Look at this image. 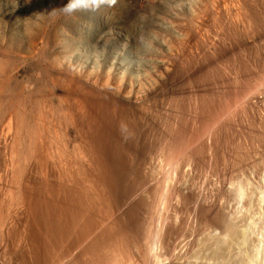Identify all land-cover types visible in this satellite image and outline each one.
I'll return each mask as SVG.
<instances>
[{
	"label": "bare ground",
	"instance_id": "6f19581e",
	"mask_svg": "<svg viewBox=\"0 0 264 264\" xmlns=\"http://www.w3.org/2000/svg\"><path fill=\"white\" fill-rule=\"evenodd\" d=\"M228 1H225L226 3L219 2L215 6L216 9L208 10L209 14H212L218 21L211 19L212 25L215 24L213 22H216L218 28V23L220 28L227 31V36L229 34L231 38L233 36V43H228V41H232L231 38L228 40L229 38L226 37L228 41L225 40V42L229 45L225 47L226 44L224 46L222 44L224 50H220L215 44L216 54L214 56L217 59H222L229 54L234 55L235 53L236 55L238 48L248 47L251 37L249 39L246 36H250L248 33L251 32L247 30L245 36L241 28L249 25L245 28L250 27L248 29H251L252 26L259 23L253 0V2L236 0L235 3V0ZM204 16L206 15L204 14ZM240 17L241 21H236ZM206 21L210 25V21L208 19ZM207 23L203 22L206 24L205 26ZM244 24L247 25L244 26ZM259 24L257 26L260 27ZM211 27L209 26L210 29ZM214 28L215 25L212 29ZM255 28L261 34L260 28L254 27L253 30ZM203 31L202 33L206 35L208 34L206 32L210 30L207 31L206 28ZM213 32H218V30L215 28ZM196 34L187 35L186 43L193 44L194 47L199 43V40L202 42L200 36ZM224 34L223 36H225ZM219 36H221V40L224 39L221 34ZM206 39L205 41H207ZM205 43L207 44V42H203V46ZM211 47L205 48V52H212L213 48ZM195 48L198 47L195 46ZM208 48L211 50L207 51ZM203 52L204 49L201 52V59L205 55L204 61H199L201 63L198 62V65L192 64V67L189 63L191 68L186 66L187 69L190 68V76H192H188V79L194 76L198 78L200 69L212 65V58L208 61L205 60V57H208L206 55L211 53L203 55ZM194 53L192 55L188 49L183 54L190 61H194L198 57V52L196 56ZM230 59L232 60V57ZM187 63L186 65H188ZM168 67L161 69V72L158 70L159 73L155 77L156 84L150 83L153 85L142 89L144 91L140 92L141 94L137 93V90H135L136 92H131L132 90L125 92V89L122 90L119 84V87L114 84L94 85L85 79L82 80V78L74 76V74H69L68 77L61 70L65 74L60 72H55V74L58 75V82H66V87L58 88L57 93L37 97L39 98L38 102L35 106H31L32 108L28 109L24 100L19 96L12 98L11 108L6 117L8 119V121L6 120L7 126L3 123L5 129L0 132V239L4 244L3 248L0 247V259L2 260H0V264L2 262L3 264H264V89L261 86V93L255 91L256 87L259 88V86L255 87L257 81L254 84L253 78L247 80L248 77H245L248 75L247 73L246 75L243 73L244 81H242V76L238 75L242 79L240 80L233 75L234 78L231 79L241 82L230 80V84L227 83V85L228 80L225 78L227 74L223 71L226 76L221 75L222 72L220 76L225 79L218 76L213 79L214 82L210 83L209 88L205 85L203 87V84L201 86V83L197 84L199 79L194 78L197 80L195 82H193L194 79L192 82L188 80L190 83H194V93L203 94L200 96L205 100V103L207 100L203 96L209 91L211 94L213 93L212 95L209 93L212 102L207 103L216 102V104L220 103L221 99L224 100L229 93L228 102H226L227 100L223 102L232 103V107L222 105L223 102H221L214 111L222 106L229 107L230 109L228 108L226 111L231 120L227 119L228 116L225 118L227 121H232V124L229 123V129H225L227 125L224 127L225 130H228L227 133L221 123L216 127L213 126L214 123L212 124V121L215 122L214 118L212 121L210 120L211 116L220 114L216 111L214 114L218 115L208 112L207 114L211 115L209 119L202 114L203 118L211 121L213 127H208L210 124L208 125L209 122L207 123L206 120L204 122H206L205 125H208L207 128L202 124L204 122H199L200 125L202 124L201 128H204L202 133V129L198 130L200 127L197 129L202 134V136H198L199 133L197 135L195 133L198 131L194 132V128L196 129L194 126L197 125L194 121L195 125L192 122L190 125L189 122L191 126L189 127L188 124H185L186 121L182 123L183 119H179L181 121L177 122L188 126L185 129L183 125L182 130L185 131L183 133H192V138L191 136L187 138L188 142L185 146H178L175 145L176 140L170 136L175 131L168 132L175 125L170 126L171 128L167 126L176 122L166 125L161 121L167 129L169 127L168 133H164L163 128L161 133H157L160 134L159 136H165L163 138L165 141L167 137L169 144L168 141H164L165 143L160 145V142H154H156V147L157 144L160 146L157 147L160 150L167 143L163 148L165 154L161 150V154L158 156L162 155L163 158L164 155L168 158L165 157L167 163L170 162V167L174 166L171 167L174 177L170 170L171 174L167 173L169 177L173 178L170 182L172 178H168L162 173L165 179L166 177L169 179L167 184H171L165 187L166 182L165 184L163 182L166 180L161 179L162 185L160 184L159 187L156 184L157 187H154L155 182L148 180L154 181L155 178L151 176L152 173L145 172L147 166L144 168L143 163L147 156L145 149L150 147L149 144V147L146 146L147 140H154L152 139L153 130L157 131L161 122L160 120V123L158 122V118L152 117L150 112L149 115L145 113L144 105H147L146 102L151 99L155 100L159 94L161 96L168 94L167 96H169V91H176V94H182L180 96H184L183 98L191 93L186 87L187 83L185 82L184 85L182 81L181 72L179 71L177 74L173 72L174 75L170 70L171 67ZM182 67L184 66L181 63ZM187 69L185 68V70ZM188 70L187 72H189ZM250 73L253 74V72ZM100 76L102 77V74ZM230 77L229 75L228 79ZM86 80L89 79L86 78ZM245 81L249 82L245 83ZM259 81L258 85H260ZM190 83L188 86H192ZM215 83L226 84L233 90L226 88L225 90L228 92H224L223 88L217 87ZM124 84L122 85L124 86ZM211 84L217 88L215 87L214 90L212 88L214 86ZM140 85H142L141 82ZM224 85L222 86L224 87ZM3 86L4 82L1 80L0 96ZM163 86H167V89H164ZM85 91L94 94L86 96ZM218 91L224 92L219 94L220 97L224 94L220 100ZM194 93L192 90V95ZM95 95L102 96L100 98H103L104 105ZM192 95L190 97L195 96V99H198L196 94ZM209 95L205 96L209 97ZM198 102L197 105L200 104ZM193 105H196V102ZM212 105L213 108L217 106L215 103ZM222 108V112L225 114L224 118L226 113L225 108ZM205 110L204 113H206ZM117 111H120L119 114L124 117L122 119L125 122L121 118H117ZM197 111L199 113L201 110ZM183 112L190 116L188 109L185 108L184 111L183 108ZM198 113H195V116ZM175 116L172 115L169 118ZM200 116V114L197 116L196 122L199 121L198 117ZM192 118L189 117V119ZM189 119H187V123ZM170 120L174 121L175 118ZM200 120L202 121V119ZM227 121H223V123L227 124ZM129 126L133 127L135 131L140 128V133L132 134L131 132L130 134ZM175 127L179 128V125ZM174 128L172 129L174 130ZM173 134L175 137V133ZM194 135L197 140L189 141L190 138L194 139ZM225 136L230 143L227 142L228 140L226 141L227 138L224 139ZM172 140L175 141L172 142ZM197 144L201 150L195 148ZM192 146L199 152H204L205 159H203L208 164L207 171L209 169V173L205 172V174H208L209 186L206 187V191H204L203 185L207 186V183L201 182L202 185L199 184L201 187L198 186L194 190L193 187L196 184L193 186L191 182L194 181L193 178L190 181L192 185L190 184L188 187L184 186V181V185L180 186L181 182L178 183L180 180H177L185 174L183 171L187 170L186 165L191 166L192 170L195 168V172L198 167H196L197 163L201 164V160L198 161L199 157H197L201 153L190 151L195 150ZM150 149L149 151H151ZM120 150L121 152H119ZM153 153L150 154L153 156ZM180 154L182 155L179 156ZM151 155L149 156L151 157ZM157 157H153V159L156 160ZM201 157L202 155L200 159ZM153 159L154 162L159 160ZM220 159H222V163ZM146 160L149 159L146 158ZM154 162L153 164H155ZM153 167L149 170L156 172V170L153 171ZM170 167L166 169L169 170ZM204 167L201 164V169ZM159 168L162 169L160 166ZM192 170L188 173H193ZM205 170L206 168H204ZM188 173L186 171V174ZM196 174L198 172H195ZM147 175H149L148 180H146ZM200 175L198 176L200 177ZM188 176H186L187 178L184 176L182 179L184 178L188 182ZM205 176L203 174L204 178Z\"/></svg>",
	"mask_w": 264,
	"mask_h": 264
},
{
	"label": "rangeland",
	"instance_id": "374dc122",
	"mask_svg": "<svg viewBox=\"0 0 264 264\" xmlns=\"http://www.w3.org/2000/svg\"><path fill=\"white\" fill-rule=\"evenodd\" d=\"M222 1H223V3H226L228 0H222ZM222 1L221 0L220 1L219 0H116V3L113 6H108L107 4H103L98 9H95V10L90 5L87 7L86 6H77V8L74 11L69 13V12H66L64 10V7H65V5H68L70 2L74 3L75 0H0V81L3 80V82H4V86L2 87L1 96H0V132L5 129L4 128L5 126H7L6 122L8 121V119L6 117H7L8 111L11 108V100L14 96H19L20 99L24 100L25 104L27 105V108L29 109V108H32L31 106H35L37 104L38 99L41 96H44V95L49 94V93L50 94L57 93L56 90L58 88H60V87L65 88L66 87V82H58L59 78H57L58 75H57V73L55 74V72H60L63 74L66 73V76H68V77H69V74L70 75L74 74V76H76L78 78H82V80L85 79V81H88L94 85L99 84L102 86H107L109 84H114L117 87L120 86V88H122V90L124 88L125 92H130L131 90H132L131 92H136L135 90H137V93L138 92L140 93V92H143L144 90H142V89H146L147 86L149 87L150 85L156 84L155 83L156 75H158V73L161 72L160 71L161 69L169 66L168 68L171 67L170 70H172V73L174 72L177 74L179 71L181 72L182 81H183L184 85H185V82L187 83L186 87L189 88V93L191 91V93H190L191 95H192V90H193V93L195 91L194 83H190L193 81L192 79H194V78L199 79V80L197 81L194 79L193 82L197 81L196 82L197 84L201 83V86L203 84V87L205 85L207 88H209L210 83H212L213 79L220 76L221 72L223 73L221 75H224V77L227 74V76L225 78L228 80V82H226V84L227 83L230 84V82H231L230 80L234 81L235 79H231V78H234V76H235V78L240 79L241 77L238 76V75H240V76H242V79H243V77H244L243 73L245 75L247 73L248 75L245 76L246 78L248 77L247 80H249L250 78L251 79L253 78L252 80H254L253 81L254 84H255V81H257L256 82L257 85H255V87L259 86V88L256 87L255 91H259V93H261L262 89H264V87H263L264 86V83H263L264 82V74H263L264 71H262L264 69V66H263V64H264V54H263L264 53V0H253L254 2L252 0H250L251 2H253L255 4V5H253L254 10L257 13V17H258L259 23H260V24L258 23L260 25V27L257 26L258 24H255L254 27L260 28L259 32H261V34L258 33V30H256V28L253 30V28H254L253 26H252L253 28L251 27V29H248L250 27H248L246 29L245 27H247L249 25L244 24V26L245 25H247V26L242 27L241 31L243 34H245V36L247 34V30H248V32H251V33H252V31H254L253 34L248 33L250 36H248V35L246 36L248 38L251 37V41L249 40V43H250V45L252 43V45L251 46L248 45V47H240L241 50H240V48H238L239 50L238 49L236 50V55H235V53H234V55L229 54L228 56H225L222 59H217L214 56V54H216V51H214V50H216V45H217V48H220V50H224V49H222L224 44H226L225 45V47H226L229 45L228 43H233V41H232L233 36L231 38L229 33H228L229 35L227 36V33H226L227 31L223 30V28H220L219 27L220 25L218 23H217V25H218V28H217L216 22H218V21L216 20V18L212 14H209V12H208V10L216 9L215 6H217V3L222 2ZM235 2H236V0L234 1V3ZM204 14L206 16H204ZM207 14H209V15H207ZM211 15H212V18H211ZM205 18L210 21V25L207 23V21L205 22V20H206ZM211 19H212V21H216L213 23H215L214 25H215V28L218 30V32H215V33L213 32V30L215 28L212 29L214 27V25H212ZM236 21H238V22L241 21V17L239 20H236ZM203 22L207 23L208 27L205 26L206 24H203ZM199 24H201V25L199 26ZM209 26H212L211 27L212 31L209 28ZM200 27L202 28V30ZM206 28H207V31L210 30L209 31L210 33L206 32L208 34L205 35V33H202V32H204L203 30H206ZM244 29H246L245 30L246 32L244 31ZM186 30H188V31H186ZM222 30L224 31L223 33H222ZM187 32H188V34H187ZM236 32L238 33V31H235V33ZM193 33L194 34L197 33L198 36H200V39L202 41V42H200V40H199V43L197 44L198 46L195 44L194 47H193V44H187L186 43L187 35H193ZM218 33H220L222 36L225 33L224 34L225 36H223V38H224L223 40H221L222 38H221V36H219L220 34H218ZM214 34H216L218 36H216ZM211 35H212L213 39L211 38ZM231 35H233V34H231ZM226 37L229 38L228 40H230V38H231L232 42L228 41ZM205 38H207L206 39L207 41H205ZM210 39H212V40H210ZM218 40H220L219 41L220 43L222 41L225 42V40L228 41V43L222 42L220 45ZM203 42H207V44L210 42L211 44L207 45L205 43L206 45L204 44V46H203ZM212 42L213 43L215 42V43L213 44ZM222 44H223V46H222ZM201 45L203 46L202 48L204 49L203 55L205 53L206 54L211 53L210 55L209 54L206 55L208 57H205V60L208 61V59L210 60L212 58L211 59L212 65H208V66L200 69L201 72L198 75V78H197V76L196 77L194 76L193 78L188 79L189 78L188 76H190V68L195 63H196L195 65H198L199 63L202 62L201 60L204 61L203 57L205 55L201 59V56H202L201 52L203 51V49L200 47ZM211 45H212V47H211ZM195 46L198 48L196 49ZM205 46H207L209 48L210 47L213 48V50L208 48L207 51L211 50L212 52L214 51V53L212 54V52H205L206 51L205 48H207ZM249 46H250V48H249ZM184 49L185 50L189 49V51L191 52L192 55H193V52H195L194 53L195 56L198 52L197 55L199 57V54H200V57L199 58L196 57L198 60L195 58L194 61H190L185 56V54H183L185 51ZM198 49H199V51H196ZM244 49H246V50L248 49V50L246 51ZM250 49H251V51H249ZM243 50L246 52H244ZM182 51H183V53H182ZM231 57H232V60L230 59ZM233 57H234V59H233ZM176 59H178V60H176ZM180 59H181V62H180ZM186 59H188V60H186ZM199 61H201V62H199ZM177 62H178V64H177ZM174 63L176 65H178L180 68L179 67L177 68V66ZM181 63H182V66H184L186 69H187V67L191 66L190 68H188L189 70L187 69L189 72H187V70H185L184 67L181 68ZM186 63L188 65H186ZM189 63H190V66H189ZM210 64H211V62H210ZM261 64L263 67L261 66ZM172 65H174V66L172 67ZM255 68H256V70H255ZM61 70L64 71L65 73L62 72ZM158 70H159V72H158ZM223 71H225L226 74ZM246 71H248V72H246ZM249 71L253 72V74H251ZM183 73H186L189 75H186V74L183 75ZM12 74H13V76H12ZM100 74H102V77L100 76ZM108 74H110V75H108ZM249 74H250V76L251 75L252 76L250 77ZM89 75H91V76H89ZM93 75L99 76V77L95 78V76H93ZM229 75L231 76L230 79H228ZM185 76L187 77V79ZM111 77H113V78H111ZM190 77H192V76H190ZM220 77H222V76H220ZM224 77H222V78H224ZM86 78L89 80H86ZM100 79H101V81H100ZM242 79H240V80H242ZM186 80L187 81L189 80L190 82L189 81L188 82L190 83V85L192 84V86H188L189 83ZM240 80H236L234 82L238 81V83H239V82H241ZM252 80H250V81L252 82ZM105 81H106V83H105ZM149 81H152V82H149ZM242 81H244V79ZM258 81H259L260 85H258ZM122 82L125 83L124 86L122 85L123 84ZM140 82L142 83V85H140ZM246 82H249V81H245V83ZM150 83H153V84H150ZM118 84H119V86H118ZM226 84L224 85V84L220 83V84H216V85L219 88L222 87L223 88L222 91L228 92L225 89L226 88L229 89L232 87H229V86L227 87ZM242 84H243V82H242ZM126 85H129V86H126ZM222 85H224V87ZM157 86H158V84H157ZM211 86H214L212 88L215 90L216 86L214 84L213 85L211 84ZM261 86H262V89H261ZM129 88H131V89H129ZM191 88H193V89H191ZM164 89H167V86H165ZM258 89H260V90H258ZM231 90H233V88ZM231 90H229V91H231ZM222 91H218L219 92L218 93L219 100L221 99V97L222 98L224 97V94L221 95V97L219 95V94L224 93ZM87 92L88 91L84 92V94L86 96H92L94 94L91 92L89 94V92L88 93ZM176 93H177L176 91H174V92L169 91V96H167L168 94L162 95V96L159 94V96L157 97L158 99L156 98L157 100L151 99L152 101L149 100L146 102V104L148 105L149 108L147 107V105H144V108H143V109L146 108L144 110L145 113H147L149 115V112H150L152 117H154L156 119L158 118L157 119L158 122L160 120V122L162 121V122L166 123V125L169 123H172V122H176V123H173V125L172 124L167 125L169 127L170 126L172 127L174 125L175 126L179 125V128L174 126L176 129L174 127H172V128H174V130H173L170 127L171 130L168 131L169 127L167 129L166 125L164 126L162 122H161L162 124L159 122L160 124H159L157 131L153 130L152 139H154V140H151L152 144H151V141H148L146 139L147 140L146 146H148V144H149L150 147L148 146L149 148L146 147L147 149H145L146 150L145 152L147 155L145 157V160H146V158L149 160H146V162L144 160L145 164L143 163V165H144V168L147 166L145 169V172H147L148 174L152 173L151 176L155 178L154 181L152 179L148 180L149 175H147L148 178H146V180H148V181H152L153 183L155 182L154 187L156 186V184H158L157 186H159V187H160V184L162 185L161 181L163 179H165L163 177L164 175H166L168 178L174 177V173H173V170L171 168L174 166L171 164L172 166L170 167L169 160H168L169 164L167 163L168 158L165 156L167 158L166 159L164 157V155H163V158L161 157L162 155L160 156L161 158L158 156L159 154H161L160 153L161 150L163 153V148H165V145L167 143L169 144V141H168L169 139L166 137V141H168V142L165 145L163 144L164 146L161 148V150L158 149L160 147L159 145L161 143H165L166 141H165V139L163 140V138H165V136H162V135L159 136L160 134L157 132L161 133V131L164 130L163 131L164 133H168V132L171 133V131H175V132L171 133L172 135H170L176 140V144L175 143L174 144L178 145V146L179 145L185 146L186 142H188L187 138L189 136H191L192 133L191 134L189 133L190 135L184 134L183 132H185V131L182 130L183 125H184V128L186 129L187 125H185V124H188V126L191 127L190 125H192V123L195 122L197 125L194 126V127H196V129L194 128V132H195V130L198 131V130L202 129L201 130V133H202L204 127L201 128V125L202 124L205 125L206 122L207 123L209 122L205 118H203L202 114H204L206 116V118L209 119V116H211V115L207 114L208 112L212 115H215L216 113L221 115V113H223L221 115V117H219L220 115L214 116V117L211 116L210 120L212 121L214 118V121H215V122L212 121V124L214 123L213 126H216V127L220 126V123H221L222 124L221 126L223 127V129L226 125H227V127H225V129H227L229 127L228 126L229 123H230V125L232 124V121H230L231 117L228 116L229 113L227 114V111H226V110H228V108L230 106L232 107V103L231 104L226 103V102H228V94L229 93L226 95L227 97L225 96V98H227V99L224 98L225 101L227 100L225 103L223 102L224 100L221 99V102H223L222 105L225 104V106L228 105L229 107L225 108V106H222V105L221 106L225 108L224 111L226 113V116H224V118L228 116L227 119L230 118V120H228L230 122H228L226 118H225L226 120L223 118V115H225V114H224V112H222L223 111L222 107H220L221 110L218 108L219 111H218V109L215 110L216 113L214 114V112H215L214 109L217 108L221 102L220 103L218 102L217 104H216V102L211 103L212 101H211L210 95L213 94V93L211 94V91L207 92L208 94H205V95H209V93H210L209 97L205 96V95L203 96V98L205 97L207 102L211 101L210 102L211 104L207 103V102L205 103V100L202 99V96H200L203 94L194 93V95L196 94V98H198V99H195V96L192 95V96H194L193 97L194 100H193V98L190 97L191 96L190 94L186 95V98H183L184 96H180L182 94L179 93V95H177ZM95 96L97 98H99L101 100V104L104 105L102 102L103 98L102 99L100 98L102 96L101 95H100V97H99V95H95ZM197 96H199V97H197ZM28 97H31L30 99L32 101ZM37 97H39V98H37ZM160 97H162V98H160ZM190 98H192V99L190 100ZM200 98H201V100H200ZM207 98H209L210 100H208ZM197 100L198 101L200 100V101L198 102ZM155 101H157V102H155ZM158 102H159V104H157ZM189 102H190V104H189ZM195 102H196V105H193V103H195ZM197 102H198V104L199 103L200 104L197 105ZM201 102H203V103L201 104ZM155 103H156V105H155ZM214 103L217 106L214 105L215 107L213 108L212 104H214ZM189 105H191L190 106L191 109H190ZM183 108H184V111H185V108L189 110L190 116H188V113L185 114V112H183ZM207 108H209V109H207ZM210 108H211V111H210ZM149 109H150V111H149ZM205 109H207L209 111H207ZM197 110H199V111L201 110V111L198 113ZM204 110L206 111V113H204ZM190 111H196V112L192 113ZM212 111H213V113H212ZM119 112L120 111H117V115L120 117H118L117 115L116 116H117V118H121V120H123L124 117H122L119 114ZM167 112H169L171 115L169 113H168L169 114L168 115ZM195 113H198V114H196V116H195ZM4 114H6V115H4ZM199 114L202 117L201 116L198 117L199 121L197 120L198 122H196L195 120L197 119V116ZM218 114H216V115H218ZM172 115L173 116L176 115L174 117L175 118L174 121L170 120V119H174V118H169ZM207 115H208V117H207ZM189 117L192 119H189ZM109 118L112 120L111 117H109ZM186 118L189 119L188 123H187ZM215 118H216V120H215ZM179 119H181V120L183 119V120L181 121ZM200 119H202V121ZM190 120H192V121H190ZM205 120H206V122H204ZM177 121H179V122L181 121L182 123L183 122L185 123V121H186V123L182 124V123H179ZM223 121H227V124H225L226 122L223 123ZM189 122L190 123L192 122V123L190 124ZM199 122L200 123L204 122V123H202L200 125ZM210 122L208 123V125L210 124L209 126L207 124L205 125L206 128H207V126L208 127L211 126ZM3 123L5 124V126ZM195 123L193 125H195ZM213 126H211V127H213ZM129 128H130V130H129ZM131 128H133V127H131V126L128 127L130 134H131V132H132V134L133 133L134 134L140 133V128L138 129L139 132H137L138 130L135 131L134 128L133 129H131ZM162 128H163V130H162ZM227 131L228 130H225V132H227ZM173 133H175V137H174ZM195 133H196V135H197V133H199L200 135L198 134V136H202V134L199 131L195 132ZM204 135H205V133H204ZM227 137L229 138L228 135H227ZM227 137L225 136L224 139H226ZM191 138H192V136H191ZM191 138L189 139V141L197 140L195 135L193 137L194 139H191ZM228 138L226 139V141L228 140ZM198 139H200V138L198 137ZM175 140H172V142H174ZM154 141H156L158 143L160 142L159 145L157 144V147L159 146L158 148L156 147V145H155L156 142H154ZM191 142H189V143H191ZM227 142L230 143L229 140ZM192 147H191V149H192ZM195 148H198V144H197V147L195 146ZM195 148L193 147V149H195ZM149 149L152 152H154L153 156L150 154L152 152L149 151ZM198 149L201 150V148H198ZM198 149L190 150V151L197 153V154L201 153V154L197 155V157H199L198 161L201 160L200 163L202 164V167L205 166L204 168H206V170L204 171V168H202L204 171L203 172L201 169V164L199 165V162H198L196 165V167L197 166L198 167L196 168L197 170L195 171L196 173L198 172V174H196L197 175L196 176L195 172H194L195 168L192 170L191 166L186 165V167L185 166L184 167L187 168V170H184V167H183V170L185 172L181 169L180 170L183 171V174L185 173L182 177L185 176L184 178H187L186 176L189 175L188 179H187L188 182L184 178H183L184 179L183 180L182 177L180 179L177 178V180H180V181H178V183L181 182L179 184L180 186H181V184L184 185V183H185L184 186L187 185V187H188V185L191 184L190 181L193 178L195 181V182L191 181L193 186L196 184L194 187L192 186L194 190H196L198 188V186L201 187V185H202L201 182L203 184L207 183V186H206V184L203 185L204 191H206V187L209 186L208 185V180H209L208 178L209 177H208V174L207 175L205 174V172L209 173V169L207 171V168H208L207 165L208 164H207V162L205 163V160H204L205 158L203 157L204 152L203 151L199 152ZM116 150L118 151V149H116ZM158 150H159V152L156 153V151H158ZM119 152H121V150ZM124 153L126 154V150ZM127 154H128V152H127ZM163 154H165V149H164ZM118 155H121V154H118ZM149 155H151V157ZM181 155L182 154H180L179 156H181ZM201 155H202V157L200 159ZM153 157L154 158L157 157V159H159V158L160 159L159 160L156 159L158 161L157 162L155 159H153ZM151 158L153 160H155L156 162L152 161ZM206 158H207V156H206ZM150 159H151V161H150ZM220 161L222 163V159H220ZM148 162H149V164H147ZM153 162L155 164H153ZM150 163H152V164H150ZM157 163L159 165H156ZM204 163H205V165H204ZM152 166H154L153 171L156 170V172L150 171L152 169ZM155 166H157L158 168L160 166L163 169V170L161 169L162 172H161L160 168L159 169L157 167L155 168ZM168 167H170L169 170L166 169ZM188 167H189V170H188ZM190 167H191V169H190ZM199 168L201 170H198ZM191 170L194 174L193 173L189 174L191 172ZM169 171L172 172V174ZM186 171H187V173H188V171H190V172L188 174H186ZM165 172H166V174H165ZM200 172H201V175H200ZM147 173H145V174H147ZM153 173H155V176H153ZM162 173H164L163 176H162ZM167 173L171 174L172 177L171 176L169 177ZM202 173L204 174V176L206 175L207 177L205 176V178H204ZM198 175H200V177H202L201 179L203 181L200 179V177ZM157 176H158V178H157ZM167 177L165 179L166 181L163 180L164 184L166 182L165 187L168 185L167 183L169 182V181L167 182V180H169ZM195 177H196V180H198V181L195 180ZM197 177H198V179H197ZM158 179L160 180V183H159ZM204 179H205V182H204ZM171 180H173V178L170 179V182H172ZM183 181H184V183H183ZM148 184L153 185L150 182ZM164 184H163V186H164ZM199 184H201V185H199ZM203 187H202V189H203ZM170 222H171V220H170ZM1 243H2V241L0 239V247L3 248L4 244L2 243L3 244L2 245ZM1 261H0V263H1ZM2 264H3V262H2Z\"/></svg>",
	"mask_w": 264,
	"mask_h": 264
},
{
	"label": "clouds",
	"instance_id": "9594fccd",
	"mask_svg": "<svg viewBox=\"0 0 264 264\" xmlns=\"http://www.w3.org/2000/svg\"><path fill=\"white\" fill-rule=\"evenodd\" d=\"M116 3V0H75L74 3L70 2L68 5H65L64 10L66 12L74 11L77 6H91L94 10L98 9L101 5L107 4L108 6H113Z\"/></svg>",
	"mask_w": 264,
	"mask_h": 264
}]
</instances>
